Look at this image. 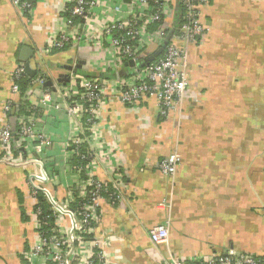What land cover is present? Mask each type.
I'll list each match as a JSON object with an SVG mask.
<instances>
[{
    "label": "crops",
    "instance_id": "crops-1",
    "mask_svg": "<svg viewBox=\"0 0 264 264\" xmlns=\"http://www.w3.org/2000/svg\"><path fill=\"white\" fill-rule=\"evenodd\" d=\"M116 1L103 0L89 23L91 39L47 52L51 34L62 25L61 1L33 0L31 13L22 17L10 0H0V129L8 121L4 105L12 98L11 75L24 67L25 54H32L34 80L44 76L55 88L28 86L26 97L38 111L37 127L50 137V147L39 155L17 149L19 165L3 162L0 151V264L31 263L27 256L36 235L27 179L58 173L68 160L66 145L78 124L65 110V80L73 73L105 82L98 133L87 146L95 153L111 152L109 160L125 186L120 202L101 204L95 224L94 238L107 264H168V254L188 261L228 251L264 260V0H209L201 8L206 32L187 48L179 126L174 116H159L153 99L134 107L119 100L118 89L132 72L115 61L99 36ZM180 19L172 0L168 23L177 28ZM24 48L30 54L22 53ZM157 51L156 43H148V54ZM45 94L49 102L42 106ZM175 146L180 164L172 181L158 171V163ZM108 168L107 162L96 166L95 176L108 180ZM58 182L54 188L43 184L55 200L65 197L68 179ZM163 224L168 241L153 245L148 231Z\"/></svg>",
    "mask_w": 264,
    "mask_h": 264
},
{
    "label": "built area",
    "instance_id": "built-area-1",
    "mask_svg": "<svg viewBox=\"0 0 264 264\" xmlns=\"http://www.w3.org/2000/svg\"><path fill=\"white\" fill-rule=\"evenodd\" d=\"M60 1L63 5L62 25L51 34L47 52L63 51L68 46L91 39L90 20L103 5V0ZM175 1L184 10L183 22L177 28H172L168 23L172 0H117L109 7L111 19L102 24L99 36L107 42L116 62L126 65L133 63V67L128 65L132 73L118 89L119 100L134 107L143 99H153L157 103L159 116L163 119L174 116L179 126L188 83L187 48L190 44H196L206 32L200 22V10L209 0ZM10 2L22 17L29 15L33 9V0ZM76 19L78 22H75ZM150 42L156 43L158 50L163 48L162 53L141 68L140 65L154 54L146 52ZM76 66V63L73 64L71 71ZM21 76H24V67L18 66L11 75L12 98L4 105L6 115L14 111L17 103L15 97L20 93L17 81ZM46 82L48 80L40 76L30 86L44 87ZM104 83L101 78L68 76L65 110L69 117L77 119V133L67 142L69 161L60 167L58 173L47 176L46 172H42L39 177L28 176V191L34 203L32 223L36 235L27 256L30 264H107L105 253L94 238L95 224L101 204L106 200L120 202L125 186L120 169L112 166L109 160L111 152L102 150L95 153L92 148H88L90 139L98 133L99 109L106 89ZM48 89L55 91L53 84ZM27 92L21 100L28 105ZM46 102H49L47 94L41 100L42 106ZM24 111L22 114L17 112L14 127L7 121L0 129L1 160L5 163L19 165L14 156L17 149L26 147L39 155L51 145L50 137L37 127V109L29 103ZM73 158H79L83 163L73 164ZM36 162L45 171L51 169V166ZM103 162L109 166L108 180L98 179L94 174L95 167ZM179 164L180 156L175 146L167 157L160 160L158 171L173 181ZM62 177L68 179L65 197L55 200L52 192L43 184L57 187ZM39 192L45 198L47 211L41 208L42 202L37 199ZM148 236L153 245H165L168 241V226L152 227ZM167 259L168 264H264V260L254 255L233 251L188 261L178 260L168 254Z\"/></svg>",
    "mask_w": 264,
    "mask_h": 264
},
{
    "label": "trees",
    "instance_id": "trees-1",
    "mask_svg": "<svg viewBox=\"0 0 264 264\" xmlns=\"http://www.w3.org/2000/svg\"><path fill=\"white\" fill-rule=\"evenodd\" d=\"M178 7H179V10H180V14H181V19H180V24L183 22V16H184V10H183V8L178 4ZM75 22H78V20L76 19L75 20ZM152 28V27H151ZM34 80V78H29V77H27V76H21L20 78H19V80L17 81V84H18V86H19V88H20V93H19V95H18V97H15V100H16V104L14 105V107L16 108H14V111L12 112V113H9V114H7L6 116H7V119H8V121L10 122L11 120L13 121V123H14V118L16 117V115H17V112L18 113H25V108H27V103L25 102V101H23V100H21L23 97H24V93H25V91L27 90V88H28V86H30V84H31V82ZM10 124H11V122H10ZM13 127H14V125H12ZM71 162L73 163V164H78V163H83V161L81 160V159H79V158H73L72 160H71ZM37 199H38V201L41 203V208L44 210V211H47V205H46V203H45V198H44V196H43V194H41L40 192L38 193V196H37Z\"/></svg>",
    "mask_w": 264,
    "mask_h": 264
},
{
    "label": "water",
    "instance_id": "water-1",
    "mask_svg": "<svg viewBox=\"0 0 264 264\" xmlns=\"http://www.w3.org/2000/svg\"><path fill=\"white\" fill-rule=\"evenodd\" d=\"M162 50H163V48H160L156 53H154L153 55H151L147 60H146V62L145 63H143V64H141L140 65V67L141 68H143L145 65H147L148 63H151V62H153L161 53H162ZM29 52V54H30V49H28V48H24L23 49V51H22V53H28ZM24 55V54H23ZM32 57V54L31 55H24L23 57H22V62L24 63V76H27V77H29V78H34L35 76H36V71L35 70H33V69H31V66H30V63H29V59ZM128 65L130 66V67H133V63L132 62H129L128 63ZM67 70H69V71H71V68L70 67H68V69ZM68 81V79L66 78V80H65V82H67ZM45 87H51L52 86V82H50V81H48V82H46L45 83V85H44Z\"/></svg>",
    "mask_w": 264,
    "mask_h": 264
},
{
    "label": "rangeland",
    "instance_id": "rangeland-1",
    "mask_svg": "<svg viewBox=\"0 0 264 264\" xmlns=\"http://www.w3.org/2000/svg\"><path fill=\"white\" fill-rule=\"evenodd\" d=\"M73 74H75V73H73Z\"/></svg>",
    "mask_w": 264,
    "mask_h": 264
}]
</instances>
